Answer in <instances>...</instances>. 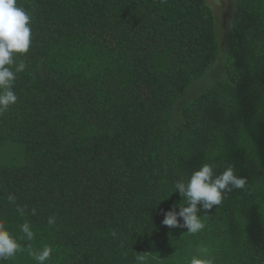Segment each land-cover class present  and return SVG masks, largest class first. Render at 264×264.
I'll list each match as a JSON object with an SVG mask.
<instances>
[{
  "label": "trees",
  "instance_id": "obj_1",
  "mask_svg": "<svg viewBox=\"0 0 264 264\" xmlns=\"http://www.w3.org/2000/svg\"><path fill=\"white\" fill-rule=\"evenodd\" d=\"M19 3L34 42L18 103L0 114V220L13 235L30 222L33 246L54 249L49 264H135L136 254L184 264L198 244L217 264H264V0H237L224 42L206 0ZM205 163L217 175L232 166L247 185L187 236L162 224L179 193L154 201ZM6 264L36 262L22 252Z\"/></svg>",
  "mask_w": 264,
  "mask_h": 264
},
{
  "label": "clouds",
  "instance_id": "obj_2",
  "mask_svg": "<svg viewBox=\"0 0 264 264\" xmlns=\"http://www.w3.org/2000/svg\"><path fill=\"white\" fill-rule=\"evenodd\" d=\"M33 42L32 15L21 6L19 0H0V114L18 103L15 84L18 74L26 69V64L20 57L29 53ZM246 185V178L238 176L232 166L226 167L217 175L216 166L205 163L190 175H179L170 182V187L165 182V186L158 190L154 203L166 200L172 193L178 192L182 203L173 205L171 210L163 213L162 224L171 229H187V236H199L207 228V216H201V212L207 213L215 206L222 205L228 193L245 189ZM8 202L15 205V197L9 195ZM16 210L24 215L23 208L17 207ZM30 214L37 215V209L33 207ZM56 222L55 215L47 218L49 226H55ZM19 229L22 235L18 238L0 220V264H6L22 252H27L36 264H49L54 255L53 247L33 246L35 232L30 222L25 221ZM183 261L184 264H217V257L210 246L198 244L183 257ZM160 262L158 256L151 254L135 256V264Z\"/></svg>",
  "mask_w": 264,
  "mask_h": 264
},
{
  "label": "rangeland",
  "instance_id": "obj_3",
  "mask_svg": "<svg viewBox=\"0 0 264 264\" xmlns=\"http://www.w3.org/2000/svg\"><path fill=\"white\" fill-rule=\"evenodd\" d=\"M206 2L212 9H214L220 20L219 32L222 33L221 40L224 42L225 36L223 33H225L226 30H230V25L233 22V17L237 9V0H206ZM221 60L222 59L219 61ZM215 71L216 73L214 76L217 80H221L224 74V69H222V67H216ZM211 80L212 79L206 77L200 81H197L190 88L187 95L181 100V102L187 103L195 99L204 91L208 84L211 83Z\"/></svg>",
  "mask_w": 264,
  "mask_h": 264
}]
</instances>
